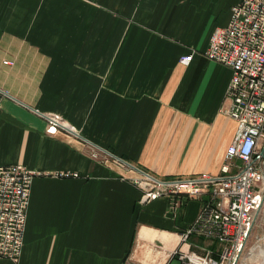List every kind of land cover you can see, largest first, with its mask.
<instances>
[{"label": "crops", "instance_id": "crops-1", "mask_svg": "<svg viewBox=\"0 0 264 264\" xmlns=\"http://www.w3.org/2000/svg\"><path fill=\"white\" fill-rule=\"evenodd\" d=\"M240 1L0 0V165L36 174L17 264H185L174 250L201 201L141 205L137 173L89 147L157 178L219 174L237 129L222 112L231 72L204 52ZM40 114L77 136L47 134Z\"/></svg>", "mask_w": 264, "mask_h": 264}, {"label": "built area", "instance_id": "built-area-1", "mask_svg": "<svg viewBox=\"0 0 264 264\" xmlns=\"http://www.w3.org/2000/svg\"><path fill=\"white\" fill-rule=\"evenodd\" d=\"M204 56L231 72L222 112L236 122L237 129L219 174L157 178L107 150L91 146L89 153L102 163L135 171L133 183L142 191L141 205L173 196L201 201L174 250L185 264H237L264 195V0H241L231 6L228 24L213 30ZM191 59L192 53L182 56L180 63L187 65ZM40 115L47 122V134L63 131L77 136L59 115ZM35 175L20 164L0 165V259L15 264L21 255ZM176 205L172 201V207ZM193 235L218 243L220 251L192 250Z\"/></svg>", "mask_w": 264, "mask_h": 264}, {"label": "rangeland", "instance_id": "rangeland-1", "mask_svg": "<svg viewBox=\"0 0 264 264\" xmlns=\"http://www.w3.org/2000/svg\"><path fill=\"white\" fill-rule=\"evenodd\" d=\"M264 195L250 237L237 264H264Z\"/></svg>", "mask_w": 264, "mask_h": 264}, {"label": "bare ground", "instance_id": "bare-ground-1", "mask_svg": "<svg viewBox=\"0 0 264 264\" xmlns=\"http://www.w3.org/2000/svg\"><path fill=\"white\" fill-rule=\"evenodd\" d=\"M64 122V121H63ZM65 123V122H64ZM66 124V123H65ZM68 125V124H67ZM264 263V262H263Z\"/></svg>", "mask_w": 264, "mask_h": 264}]
</instances>
